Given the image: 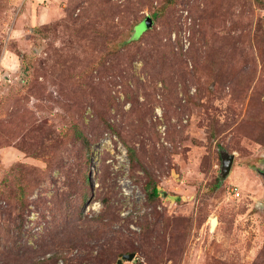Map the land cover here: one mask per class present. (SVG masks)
I'll use <instances>...</instances> for the list:
<instances>
[{"label":"rangeland","instance_id":"1","mask_svg":"<svg viewBox=\"0 0 264 264\" xmlns=\"http://www.w3.org/2000/svg\"><path fill=\"white\" fill-rule=\"evenodd\" d=\"M130 252L264 264V0H0V264Z\"/></svg>","mask_w":264,"mask_h":264},{"label":"water","instance_id":"2","mask_svg":"<svg viewBox=\"0 0 264 264\" xmlns=\"http://www.w3.org/2000/svg\"><path fill=\"white\" fill-rule=\"evenodd\" d=\"M153 21L151 19V17H147L144 21L143 24L147 27H150L152 25ZM224 157V165H223V175L226 176L230 170L231 167L233 165V161H234V155L233 154H229L227 152L224 153L223 155ZM136 256V253L134 252H130V253H125L123 254L122 258L118 259L117 264H123L124 260H133Z\"/></svg>","mask_w":264,"mask_h":264},{"label":"trees","instance_id":"3","mask_svg":"<svg viewBox=\"0 0 264 264\" xmlns=\"http://www.w3.org/2000/svg\"><path fill=\"white\" fill-rule=\"evenodd\" d=\"M143 22H140L138 24V26H136V32L130 37L131 39H136V37L139 34V27L140 24ZM146 191H147V195L149 198H155L157 197L160 193H161V189L160 186L152 179L150 178L147 182H146Z\"/></svg>","mask_w":264,"mask_h":264},{"label":"built area","instance_id":"4","mask_svg":"<svg viewBox=\"0 0 264 264\" xmlns=\"http://www.w3.org/2000/svg\"><path fill=\"white\" fill-rule=\"evenodd\" d=\"M123 264H137V263L135 262V259H133V260H126Z\"/></svg>","mask_w":264,"mask_h":264},{"label":"bare ground","instance_id":"5","mask_svg":"<svg viewBox=\"0 0 264 264\" xmlns=\"http://www.w3.org/2000/svg\"><path fill=\"white\" fill-rule=\"evenodd\" d=\"M213 225H215V221H213Z\"/></svg>","mask_w":264,"mask_h":264},{"label":"clouds","instance_id":"6","mask_svg":"<svg viewBox=\"0 0 264 264\" xmlns=\"http://www.w3.org/2000/svg\"><path fill=\"white\" fill-rule=\"evenodd\" d=\"M134 259H135V258H134ZM125 261H126V260H124V262H125ZM124 262H123V263H124Z\"/></svg>","mask_w":264,"mask_h":264}]
</instances>
